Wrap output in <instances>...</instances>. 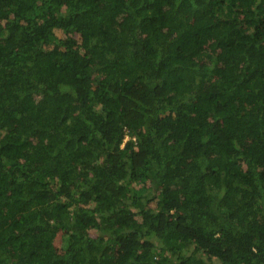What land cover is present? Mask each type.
<instances>
[{
  "label": "trees",
  "instance_id": "obj_1",
  "mask_svg": "<svg viewBox=\"0 0 264 264\" xmlns=\"http://www.w3.org/2000/svg\"><path fill=\"white\" fill-rule=\"evenodd\" d=\"M214 262L264 264V0H0V264Z\"/></svg>",
  "mask_w": 264,
  "mask_h": 264
},
{
  "label": "rangeland",
  "instance_id": "obj_2",
  "mask_svg": "<svg viewBox=\"0 0 264 264\" xmlns=\"http://www.w3.org/2000/svg\"><path fill=\"white\" fill-rule=\"evenodd\" d=\"M213 264H219V263L214 262Z\"/></svg>",
  "mask_w": 264,
  "mask_h": 264
},
{
  "label": "built area",
  "instance_id": "obj_3",
  "mask_svg": "<svg viewBox=\"0 0 264 264\" xmlns=\"http://www.w3.org/2000/svg\"><path fill=\"white\" fill-rule=\"evenodd\" d=\"M127 140V139H126Z\"/></svg>",
  "mask_w": 264,
  "mask_h": 264
}]
</instances>
